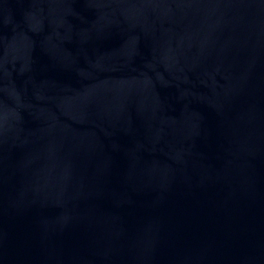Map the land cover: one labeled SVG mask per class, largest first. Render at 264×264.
<instances>
[{"label": "water", "instance_id": "95a60500", "mask_svg": "<svg viewBox=\"0 0 264 264\" xmlns=\"http://www.w3.org/2000/svg\"><path fill=\"white\" fill-rule=\"evenodd\" d=\"M0 264H264V0H0Z\"/></svg>", "mask_w": 264, "mask_h": 264}]
</instances>
